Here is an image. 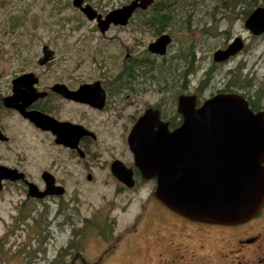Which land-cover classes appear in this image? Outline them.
Returning <instances> with one entry per match:
<instances>
[{
	"label": "rangeland",
	"instance_id": "1",
	"mask_svg": "<svg viewBox=\"0 0 264 264\" xmlns=\"http://www.w3.org/2000/svg\"><path fill=\"white\" fill-rule=\"evenodd\" d=\"M85 1L105 13L130 0ZM160 1V11L137 14L127 26L110 28L102 36L93 22L72 6V0H2L0 49L7 51L0 52V65L35 64L44 42L56 53L51 75H65L80 67L111 77L126 69V50L139 56L158 33H170L165 55H145L138 68L149 74V79L124 83V95L133 100L132 104L124 102V162L129 166L133 160L126 130L153 100L172 107L179 93L197 92L205 99L215 92L235 90L264 110V33L253 35L245 27L246 12L258 5L264 7V0ZM12 23L15 28L10 29ZM238 36L242 48L229 59L214 62L213 52ZM10 50L17 53L14 60L8 58ZM204 80L207 82L202 85ZM54 101V112L61 116L63 106ZM19 131L15 134L17 151L27 153L22 169L39 185L41 170L48 169L65 192L34 199L26 197L21 184L0 191V264H156V253L164 242L158 233L164 232L166 223L154 205V181L143 180L138 174L133 188H120L105 168L110 151L96 158L93 180L82 181L80 169L72 162L67 160L68 168H61V159L49 141L37 146L33 132L24 131L22 137ZM263 218L264 210L261 222ZM232 232L213 231L204 241L201 255L205 264L227 263L239 256L232 251ZM123 234L121 243L114 245ZM185 239L196 241L189 234ZM218 249L225 260H215ZM104 252L107 254L98 261Z\"/></svg>",
	"mask_w": 264,
	"mask_h": 264
},
{
	"label": "flooded vegetation",
	"instance_id": "2",
	"mask_svg": "<svg viewBox=\"0 0 264 264\" xmlns=\"http://www.w3.org/2000/svg\"><path fill=\"white\" fill-rule=\"evenodd\" d=\"M1 1L2 0H0V3ZM4 1L5 0H3V2ZM129 2H123L114 8H118ZM160 3V0H151L150 2L142 3V5L134 9L132 15L125 24L112 22L103 29H101L97 17L90 19L80 8L75 7L73 3L72 6L78 9L86 20L93 22L95 30L103 36L108 33L110 28L127 26L137 14L148 13L151 9H159L160 11ZM83 4L89 3L83 0L82 5ZM89 5L92 6L91 4ZM252 10L246 12L247 17ZM96 12L101 14L102 19L106 14V12ZM12 19H15V17ZM13 27L15 28V24H10V29ZM263 33L264 31L259 34H252L260 35ZM161 35H168L170 42L171 34L160 32L148 43L146 49L143 48L140 51L139 56H134L132 51L126 50L124 55V59L127 63L126 69L118 73L116 72L111 77H105L103 71L97 75L95 70L82 71L80 67L73 70L69 69V73L65 75H51L53 71L50 69L56 53L50 45L44 42L40 44V54L37 55L35 61H33L35 64L31 63L16 66L13 64H7L5 66L0 65V168L16 170L23 174L22 178H14L13 176H15L16 172L12 173L10 171V177L0 179V191L11 188L16 184H21L22 188L25 189L27 198L42 199L48 196H55V194H50L37 197L29 194L28 183H34L40 191L46 188L45 172L50 173L54 177L56 185L62 186L55 175L48 169H42L40 172L38 181L42 186L30 179L28 173L22 169L21 164L26 160L27 153L22 154L17 151V139L15 136L17 129L20 130L19 135L22 137L25 135L24 131H27V133L33 132L32 138L34 135V139L32 140H34L37 146H44L46 145V141H49L54 148V153L60 157L58 159H61V161L57 159L60 162L61 168L63 170L68 168L67 160L72 162L74 166L80 169L82 181L89 183L94 178L92 169L97 168L94 166L96 158L99 154L102 155L104 151H110L105 168L108 169L116 184L124 189L127 188V186L115 175L113 164L115 161H120L126 167L133 169L134 185L128 188H133L136 185L135 177L138 174L140 178L143 179L140 172L134 166L133 153L128 146V135L135 122L147 109L158 111L159 119L167 123V129L170 131L178 127L183 119L182 114L178 111V98L180 95H195V106H199L205 99L217 93L235 92L241 94L246 99L252 110H260L258 107L253 106L250 100L242 93L227 89H224L227 91L215 92L205 99H200L197 92L192 94L179 93L172 107H167L165 104H159L161 102L158 100L157 102L153 100L150 104L145 105L142 112L134 119L132 126L126 130V143L132 154L133 160L132 166L127 165L124 162V102L132 104L133 100L130 95H124V83L127 85L135 84L138 80L142 83L145 82V79H149L148 77L150 75L147 73L144 75L145 72L143 71V73H141V69L138 68H140V64L144 61L145 55H165L167 47H165L163 53L152 52L149 49V45ZM169 42L166 46H168ZM230 42L231 41H229L226 46ZM13 46H15L14 43H12V47ZM225 47L219 49H224ZM4 51L6 52L7 50L0 49V52ZM11 52L12 53L9 52L10 55L8 58L10 57V60H14L17 53L16 51H14V53L13 51ZM214 52L212 58L214 62L218 63L229 59V57L237 53L228 56L224 60L216 61L214 59ZM28 73L32 75L18 80L20 76ZM139 74L141 77H139ZM206 82L207 80H204L202 85ZM54 100L58 102L59 106H63V114L61 116H58L54 112L55 106L52 105V103L55 102ZM28 111H38L58 121L79 125L83 128L82 132L78 131L81 133L78 135V133H71L72 130H67L66 132H61L58 136L57 133L42 128L26 117L25 112ZM70 128L72 129V127ZM118 139L120 144L118 143ZM2 171L3 170L0 169V175L3 173ZM149 180L155 182V179ZM62 187L64 188V186ZM64 192L65 188L62 194H64ZM62 194L56 196H61ZM153 199L154 205L159 208V215L163 217L166 223L164 232H159L158 238L164 242L165 240L168 241L165 243L160 242L159 248L160 250L163 248V250H159L156 253V264H205V258L201 255L205 247L204 241L213 235V231L224 229L233 231L231 237L235 249L232 251H235L239 256L237 255L231 258L230 261L226 260L227 263L217 262L216 264H264V222H261L264 204L258 215L247 222L236 225H218L189 220L171 211L154 197ZM140 221L142 222L143 218ZM136 228L130 231V233H133ZM128 233L129 231L126 232V235ZM187 234L191 237H195L196 241L191 242L186 240L185 237ZM124 235L125 234L117 238L114 245L121 243ZM113 248L114 247H112V249ZM216 252L218 256L215 257V260L222 261L225 257L221 253V249H218ZM106 254L107 252L102 253L98 261H101ZM207 257L211 258L209 255H207Z\"/></svg>",
	"mask_w": 264,
	"mask_h": 264
},
{
	"label": "water",
	"instance_id": "3",
	"mask_svg": "<svg viewBox=\"0 0 264 264\" xmlns=\"http://www.w3.org/2000/svg\"><path fill=\"white\" fill-rule=\"evenodd\" d=\"M151 0H131L102 16L83 0H72L88 18L97 17L101 29L110 23L125 24L134 9ZM252 33L264 31V7L257 6L245 20ZM168 35H161L149 45L152 52L163 53ZM242 39L235 37L224 49L214 52L221 61L242 48ZM32 74H24L18 80ZM195 95H180L178 111L181 124L173 130L159 119L158 111L147 109L138 118L128 135V146L134 166L143 179H155L153 197L178 215L192 221L236 225L258 215L264 204V110H252L239 93H217L195 106ZM23 107V105H22ZM25 116L58 136L61 132H82V127L38 111ZM72 127V129L70 128ZM3 170L1 178L23 174ZM115 175L127 187L134 185L133 169L120 161L113 164ZM12 177V176H11ZM46 188L39 190L28 183L29 194L42 197L62 194L54 177L45 172Z\"/></svg>",
	"mask_w": 264,
	"mask_h": 264
}]
</instances>
